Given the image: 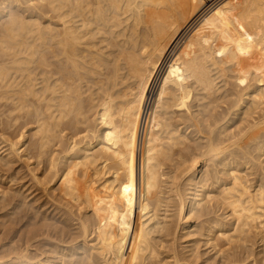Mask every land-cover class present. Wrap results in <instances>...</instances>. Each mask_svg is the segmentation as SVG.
I'll list each match as a JSON object with an SVG mask.
<instances>
[{"label": "bare ground", "instance_id": "obj_1", "mask_svg": "<svg viewBox=\"0 0 264 264\" xmlns=\"http://www.w3.org/2000/svg\"><path fill=\"white\" fill-rule=\"evenodd\" d=\"M0 264H264V0H0Z\"/></svg>", "mask_w": 264, "mask_h": 264}, {"label": "rangeland", "instance_id": "obj_2", "mask_svg": "<svg viewBox=\"0 0 264 264\" xmlns=\"http://www.w3.org/2000/svg\"><path fill=\"white\" fill-rule=\"evenodd\" d=\"M33 250H34V253H35V252H36L35 249H33ZM32 252H33V251H32ZM32 252H31V253H32ZM38 253H39V252H38ZM38 253L36 252L34 255H37Z\"/></svg>", "mask_w": 264, "mask_h": 264}]
</instances>
